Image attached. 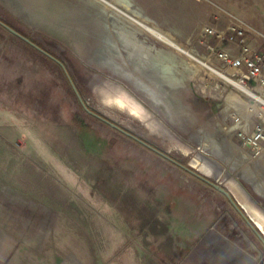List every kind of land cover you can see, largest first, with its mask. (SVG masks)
Wrapping results in <instances>:
<instances>
[{
    "label": "rangeland",
    "instance_id": "1",
    "mask_svg": "<svg viewBox=\"0 0 264 264\" xmlns=\"http://www.w3.org/2000/svg\"><path fill=\"white\" fill-rule=\"evenodd\" d=\"M131 3L146 23L219 68L215 53L242 44L240 30L246 42L264 38V0ZM123 15L155 53L168 48L179 68H188L185 86L171 91L186 111L173 112L177 120L95 53L97 12L87 0H0V20L61 59L92 109L186 165L204 151L264 207L255 190L264 184V153L252 157L237 130L219 151L198 137L219 123H245L246 111L253 127L261 104L254 108L241 94L249 110L228 109L235 87ZM113 56L128 66L123 53ZM114 89L143 110L115 100ZM216 249H249L254 264H264V241L223 192L89 113L63 66L0 24V264H221Z\"/></svg>",
    "mask_w": 264,
    "mask_h": 264
},
{
    "label": "bare ground",
    "instance_id": "2",
    "mask_svg": "<svg viewBox=\"0 0 264 264\" xmlns=\"http://www.w3.org/2000/svg\"><path fill=\"white\" fill-rule=\"evenodd\" d=\"M87 1L88 3H90L91 5L95 7V10L97 12V19H98L97 25L99 28V31H98L99 47H97L95 53L103 54V57L105 59L104 60L105 65L111 66L112 68L114 67V69L119 70L120 72L124 73L126 76L131 78L132 82L136 86H138L142 90H145L149 98L153 102L161 105L164 111L168 113V115H170L172 120L176 119L175 118L176 116L173 115V112L174 113L175 111H177L178 113L184 112L183 115L186 113L184 107L178 106L174 102L171 96V91L173 89L172 87L177 88V86H182V87L185 86L184 84L186 83V79L190 77V75L187 76V73H189L187 72L188 68L184 67L185 69L183 70L180 69L179 66L177 65V60L174 59V56H175L174 52L168 48L161 49L160 51L158 50V52L155 53L156 46L152 44H146L145 40L140 39V37L138 36V33H143V32H138L137 26L136 28L130 29L127 26L128 24L126 22L128 19L123 14H126L132 17V19L137 21L139 24L143 25L145 29H148L153 34L157 35L158 37H161L162 39L167 41L170 45H173L179 48L180 50L188 53L189 55L193 56L196 60H198L201 63V66L206 67L207 69H210L212 71L211 73L216 74L218 77L223 78L224 80H226L227 82L231 84H235V86L238 89L242 88V84L240 83L238 84V82L234 81V79L231 78L228 74H226V72H224L221 68L215 66L208 60L206 61L203 58L197 57V55L194 56L188 50L180 46L174 39H172V37L170 38L164 32L159 31L156 26L154 27L146 23L145 21H148L149 18L145 16V14L141 13L138 9L134 8V6L131 3V0H87ZM111 19L112 21H110ZM121 20H124V21H121ZM128 22L130 21L128 20ZM122 23H124V25H121ZM115 29L117 30L119 29L118 33L120 35L117 37L119 46L117 45V42L115 43L117 45V47L115 46L116 48L114 47V44H113V41H114L113 32ZM139 30L141 31V29ZM118 52L123 53V55H125V59L128 61L127 63L128 66L126 68L125 67L123 68L122 66H120L119 64H116L115 62L111 60L114 57L113 53L116 54ZM194 65H195L194 63L187 64V66L190 68ZM198 65L199 64H197V66ZM237 88L232 90L231 94L229 95V100H228L229 105H227L228 109L233 108V107L238 108V107L244 106L247 110H249L248 106H252L253 104L255 108V106L258 105V100H259L258 97H256L254 101L252 102V104L249 105L247 104V101H245V99L241 96L242 93L239 92ZM109 92H112V93L114 92L118 94V98L115 100H120L121 103H126V104H128L129 102V104L131 105V109L134 112H140L143 110L142 108H144L142 104H139L140 107H138L137 104H134V103H137L136 98L130 93H128L127 91H125L126 92L125 93L123 92V90L114 89V90H109ZM242 115L246 119L245 123H243L242 119H239V120L237 119V121L235 120L236 122L233 125L225 127V128L220 126V123H219L216 127L217 130L216 131L214 130L215 132H209V131H206L205 129L204 131H198L199 139L201 141L208 140L209 143L207 144L204 143V144L211 145L216 150L223 148L227 144H233L234 143L233 135L235 134V131L237 130V128L241 126L246 127L249 125V122H250L249 111L248 112L246 111V113H243ZM196 155L197 156L192 161V164L196 166L201 173L208 175L210 177L219 179L223 181L224 184H228L230 188L237 191L244 198L243 200L240 199L242 204L246 207L249 214L254 218V220L264 230V207L261 206L260 204L253 203L252 202L253 197L251 196L250 192L243 186V184L239 182L238 180L234 179V176L230 174L225 175L224 170L218 168L213 163V161L210 160L207 153H205L204 151H200ZM248 177L250 176L248 175ZM251 179H252V176H251ZM258 182H259L258 184H255L254 182V184L256 185L255 190L259 193V195L260 194L264 195V184L261 183L260 181ZM251 183L253 182L251 181Z\"/></svg>",
    "mask_w": 264,
    "mask_h": 264
},
{
    "label": "built area",
    "instance_id": "3",
    "mask_svg": "<svg viewBox=\"0 0 264 264\" xmlns=\"http://www.w3.org/2000/svg\"><path fill=\"white\" fill-rule=\"evenodd\" d=\"M242 44L237 47L221 48L215 53L221 63V69L226 72L242 88L226 82L237 88L239 92L250 97L252 101L259 98L261 110L257 113L259 121L253 127H239L236 131L243 143L253 149L252 157H260L264 153V38L262 41L246 42V33L240 30ZM211 48L216 49L211 45Z\"/></svg>",
    "mask_w": 264,
    "mask_h": 264
},
{
    "label": "water",
    "instance_id": "4",
    "mask_svg": "<svg viewBox=\"0 0 264 264\" xmlns=\"http://www.w3.org/2000/svg\"><path fill=\"white\" fill-rule=\"evenodd\" d=\"M0 24H2L4 27H6L7 29H9L10 31H12L16 35H18L19 37H21L22 39H24L25 41L29 42L31 45H33L34 47H36L37 49H39L40 51H42L43 53H45L49 57L55 59L60 65H62L63 68L66 70V72L69 75V79H70V81H71V83L73 85V88H74L75 92L77 93L79 99L81 100V102L83 103L84 107L87 109V111L89 113H91L94 116L100 118L101 120L109 123L113 127H115L118 130H120L121 132H123V133H125V134H127V135H129L131 137H133L134 139L138 140L139 142H141L142 144L146 145L147 147H149L150 149L154 150L155 152L161 154L162 156H164V157L172 160L173 162L177 163L178 165L184 167L188 171L192 172L193 174L197 175L201 179L205 180L207 183L211 184L212 186L216 187L218 190H220L221 192H223L230 199V201L235 205V207L240 211V213L245 217V219L253 227V229L256 231V233H258V235L260 236V238L264 241V230L254 220V218L249 214L248 210L242 204V202L239 199V197L236 196V194L230 188H228L227 185H225L223 183V181L201 173L198 170V168L196 166H194L191 162H189V165H186V164L182 163L181 161H179V160L175 159L174 157H172L166 151H164V150L160 149L159 147L153 145L152 143L146 141L145 139H143L139 135L135 134L134 132H132L128 128L120 125L119 123H117L116 121H114L113 119H111L110 117L105 116V115L99 113L98 111H95L94 109H92L87 104V102L85 101V99L82 96L80 90L78 89L77 85L75 84L73 78L71 77L70 73L68 72L65 63L61 59H59L58 57H56L55 55H53L52 53H50L48 50H46L45 48H43L42 46H40L38 43L34 42L28 36H26L23 33L19 32L17 29H15L14 27H12L8 23L0 20ZM211 178H213V179H211Z\"/></svg>",
    "mask_w": 264,
    "mask_h": 264
},
{
    "label": "crops",
    "instance_id": "5",
    "mask_svg": "<svg viewBox=\"0 0 264 264\" xmlns=\"http://www.w3.org/2000/svg\"><path fill=\"white\" fill-rule=\"evenodd\" d=\"M255 40L258 41V39L256 38ZM216 252L217 254L221 255L220 257L221 264H254L255 262L254 255L249 249H216Z\"/></svg>",
    "mask_w": 264,
    "mask_h": 264
},
{
    "label": "flooded vegetation",
    "instance_id": "6",
    "mask_svg": "<svg viewBox=\"0 0 264 264\" xmlns=\"http://www.w3.org/2000/svg\"><path fill=\"white\" fill-rule=\"evenodd\" d=\"M96 111V110H95ZM106 116V115H105Z\"/></svg>",
    "mask_w": 264,
    "mask_h": 264
}]
</instances>
